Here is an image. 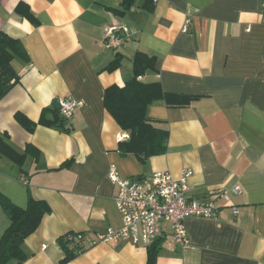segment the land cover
Masks as SVG:
<instances>
[{
	"label": "crops",
	"instance_id": "1",
	"mask_svg": "<svg viewBox=\"0 0 264 264\" xmlns=\"http://www.w3.org/2000/svg\"><path fill=\"white\" fill-rule=\"evenodd\" d=\"M21 3L37 24L17 11ZM114 25L126 41L107 49L105 28ZM0 33L26 52L13 62L18 82L0 102V136L25 161L0 156V194L20 208L30 197L50 207L25 240L23 264H148L149 247L98 242L122 227L111 165L135 180L156 171L178 179L190 169L187 196L200 201L241 187L232 198L237 215L225 207L215 219L186 220L184 249L164 225L156 264H264V0H0ZM139 53L156 62L144 83L193 96L182 107H148L169 140L166 154L144 164L120 153L128 135L104 105L108 87L133 78ZM117 58L120 67L108 71ZM69 97L81 105L64 127L30 131L16 119L22 113L38 123L45 109L53 119L55 101ZM9 224L0 204V239ZM70 233L85 236L84 250L63 263L61 241Z\"/></svg>",
	"mask_w": 264,
	"mask_h": 264
},
{
	"label": "trees",
	"instance_id": "2",
	"mask_svg": "<svg viewBox=\"0 0 264 264\" xmlns=\"http://www.w3.org/2000/svg\"><path fill=\"white\" fill-rule=\"evenodd\" d=\"M17 11L37 24L28 6L21 3ZM26 52L19 40L0 33V102L6 97L11 87L18 82V75L13 62L24 59ZM155 59L144 54H137L134 59V76L123 87L112 85L105 91L104 105L106 111L114 118L118 126L127 133L128 139L119 143L122 155H134L141 163H146L153 157L167 153L169 131L158 127L148 117L147 110L157 101H164L170 107L186 106L193 96L165 93L160 83H144L138 80L148 69L155 68ZM121 60L117 58L108 67L114 71L120 67ZM51 109H45L38 123L32 122L22 113L16 114L17 121L33 131L37 125L64 127L67 121L55 112V118L49 119ZM0 156L11 159L22 167L25 156L14 150L0 136ZM71 163H66V166ZM0 204L6 212L10 224L0 239V264H23L29 255L24 250L25 240L39 228L43 217L50 212V207L43 201L32 197L27 208H20L0 194ZM83 235V234H82ZM85 236L82 238V245ZM66 250L63 263L69 262L76 254L81 253L83 246H72L69 241L62 240ZM161 240L155 241L148 248V264H156L161 250Z\"/></svg>",
	"mask_w": 264,
	"mask_h": 264
},
{
	"label": "built area",
	"instance_id": "3",
	"mask_svg": "<svg viewBox=\"0 0 264 264\" xmlns=\"http://www.w3.org/2000/svg\"><path fill=\"white\" fill-rule=\"evenodd\" d=\"M191 18L184 21L182 32L190 29ZM122 30L128 35V29ZM105 47L117 48L126 41V37L118 34V28L107 26L104 32ZM142 81V77H138ZM81 105L77 100L69 97L59 100L60 114L66 121L70 120L75 110ZM127 138V135L124 136ZM193 175L190 169L184 170L176 179L167 171H156L146 180L124 179L118 168L111 165L108 177L118 188L115 203L122 218V227L109 228L98 235V242L111 243L128 241L134 245L151 246L164 233L163 226L168 225L179 248L189 245L186 230L188 218L215 219L225 207H231L233 213H239L238 206L232 204L233 196L241 194V187L235 186L230 190H218L209 193L205 201L191 199L187 196L189 180ZM83 235L80 233L67 234L64 240L71 245L81 246Z\"/></svg>",
	"mask_w": 264,
	"mask_h": 264
},
{
	"label": "water",
	"instance_id": "4",
	"mask_svg": "<svg viewBox=\"0 0 264 264\" xmlns=\"http://www.w3.org/2000/svg\"><path fill=\"white\" fill-rule=\"evenodd\" d=\"M55 107L60 110L59 101H55Z\"/></svg>",
	"mask_w": 264,
	"mask_h": 264
}]
</instances>
